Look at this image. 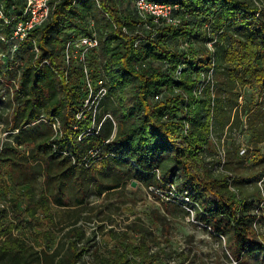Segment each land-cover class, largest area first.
Here are the masks:
<instances>
[{
    "label": "trees",
    "instance_id": "obj_1",
    "mask_svg": "<svg viewBox=\"0 0 264 264\" xmlns=\"http://www.w3.org/2000/svg\"><path fill=\"white\" fill-rule=\"evenodd\" d=\"M156 1L178 4L175 16L180 22L156 23L152 17L144 18L135 0L130 11L123 10L117 0H56L49 19L32 29L12 53L9 37L26 0H0L1 62L6 73L0 77V103L1 109L12 110L3 119L10 140L0 146V188L8 185L3 164L16 161L24 144H35V160H47L50 166L59 162L67 170L85 172L101 162L106 175L121 171L127 179H139L165 195L174 187L177 197L193 202L194 220L225 240L226 261L249 264L256 254H264V241L257 233L260 202L255 194H246L241 184L264 179V148L259 146L264 144V107L255 105L256 100L264 101V0ZM90 31L100 38L99 49L89 58L91 76L94 82L106 81L108 94L95 116L88 111L79 119L88 88L80 65L66 75L63 49L71 36ZM233 44L242 52L239 57ZM210 70L213 79L203 81L199 92L201 76L205 73L207 77ZM219 74L223 75L221 82L217 81ZM254 81L259 83L260 97L251 101L244 96L245 107L238 103L237 110L229 109L234 106L228 103L230 95L238 92L237 87L251 88ZM130 84L133 106L126 105L125 93L117 99L123 108L117 124L114 117L120 120V107L111 96ZM247 104L251 106L246 108ZM42 114L60 119V135L40 120ZM231 136L239 144L233 152L228 147ZM223 140V168L232 169V162L243 163L258 155L261 173L239 177L215 173L222 162L217 147ZM207 150L216 155L209 167ZM27 186L30 193L31 186ZM121 186L119 181L107 190ZM26 201L22 209L19 200H12L13 211L0 204V238L12 233L15 221L11 216L21 220L22 210L31 214L39 208L50 211L46 193L37 198L31 192ZM57 202L63 204L61 198ZM167 202L172 215L183 212L191 217L182 204ZM153 218L166 230L167 216ZM130 233L136 241L130 240ZM125 236L99 264H171L175 256L185 257L182 264L196 262L188 259L184 249H155L154 232L143 223L129 225ZM68 238L66 252L57 250L45 263L91 264L83 259L91 245L82 243V231L71 229ZM32 251L23 240L5 239L0 245V264H44L34 262L36 252Z\"/></svg>",
    "mask_w": 264,
    "mask_h": 264
},
{
    "label": "rangeland",
    "instance_id": "obj_2",
    "mask_svg": "<svg viewBox=\"0 0 264 264\" xmlns=\"http://www.w3.org/2000/svg\"><path fill=\"white\" fill-rule=\"evenodd\" d=\"M117 1L123 10H133V0ZM232 49L233 52L237 51L238 57L241 55L242 52L237 45L233 44ZM3 51L0 42V77L6 74H3L5 67L1 62ZM23 57H26V54ZM237 63L238 61L235 65ZM218 76L217 81L221 82L223 75L219 74ZM249 86L237 87L238 92L231 94L230 98L227 97L230 100L228 103L234 105L229 109L237 110L238 103L245 107L246 99L252 101L260 97L259 83L254 81L251 83V88ZM133 89L134 87L130 84L125 87L123 92L111 96L116 107H120V120L114 117L117 124L123 118V108L117 99H120L125 93L128 97L125 101L126 105L133 106V99H131L134 95ZM243 91L244 95H242ZM221 92L223 94V90ZM239 92L242 95L240 97L238 96ZM237 97L239 98L238 102ZM257 103L264 107V101L262 103L256 100L255 105ZM2 105L0 103V114H2L0 116L2 118L0 120V146L10 140L7 138L9 132L4 127L3 119L12 113L11 108L10 110L8 108L1 109ZM250 106L251 104H247L246 108ZM257 147L259 148V146ZM34 150H36L34 143L24 144L19 147V158L16 161L12 160L3 164L7 170L8 185L0 188V204H5L13 211L11 201L19 200V207L24 209L27 206L26 199L31 192L37 198L42 193H46L49 197L50 211L46 212L39 208L34 214H31V212L22 210L24 212L21 220H17L16 216H11L15 221V226L11 234L0 238V245L5 239L23 240L36 252L32 255L36 260L34 262L42 261L46 264V258L56 253L57 250H60L62 254L66 252L64 242L69 240V231L77 228L82 231L81 241H84L82 243L86 244L87 242L91 245L83 259L91 264H99L100 259L106 257L117 243L126 239L125 231L128 232V226L137 222L143 223L153 230L155 249L158 247H166L175 251L184 249L189 256L188 259H196L195 264H237L234 260L230 263L226 261L223 254L224 239L220 241L211 235L203 224L196 222L192 216L190 217L186 213L177 212L175 216L169 213L167 200L161 198L157 193L151 192L148 186L139 179L129 180L121 171H114L106 175L101 162H97L95 167L85 172L67 170V166L62 167L59 162L50 166L47 160H35L32 157ZM259 157L256 155L255 158L243 163L232 162L230 165L232 169L227 166L223 170L214 169V172L217 174L219 172L228 173L234 177L258 174L262 171ZM214 159H216L215 153L212 155V152L207 150L205 161L208 163V167L210 166L209 162ZM117 179L122 186L107 190L109 185L119 182ZM24 183L25 185H23ZM29 184L31 186L30 193L26 190ZM241 184L246 194H255L260 202L262 218L257 225V233L264 241V179L262 182H243ZM58 198L62 199V205L57 202ZM157 215L167 216L166 230L163 231L153 218ZM129 237H131L130 240L136 241V235L133 233H130ZM183 260L185 257L175 256L171 264H182ZM249 264H264V254H256L250 259Z\"/></svg>",
    "mask_w": 264,
    "mask_h": 264
},
{
    "label": "built area",
    "instance_id": "obj_3",
    "mask_svg": "<svg viewBox=\"0 0 264 264\" xmlns=\"http://www.w3.org/2000/svg\"><path fill=\"white\" fill-rule=\"evenodd\" d=\"M56 0H26L25 8L21 14V18L15 23L13 27V32L9 37V41L12 43V53H15L19 43L26 40L32 29L44 24L50 17L53 8V2ZM135 8L140 16L152 17L153 21L156 23L168 22L177 24L180 20L175 16V11L179 9L178 4H172L156 0H135ZM7 22L9 21L6 19ZM126 31V29H125ZM100 47V38L95 31H90L89 33L81 36H71L65 43L63 49V61L65 65L66 75H70L72 69L76 65L82 67L83 75L85 76L86 86L88 88V96L85 100L84 109H82L77 117L79 119L84 118L88 111H93L94 116L97 113L99 104L102 99H104L108 94V86L106 81L99 79L94 82L91 76V69L89 66L90 55L97 51ZM209 47H213V42L209 43ZM34 50L38 54L40 52L37 44L34 46ZM213 79V70L208 72V76L203 73L201 76V86L199 92L202 91L204 82H208ZM204 81V82H203ZM214 86V84H213ZM19 87L16 84V89ZM11 94H14L13 87L10 88ZM160 95H157L158 99ZM41 121L48 123L54 132V135H60L62 133V123L58 117H48L42 114L40 117ZM19 130H15L18 132ZM187 132V128L185 130ZM85 133V132H84ZM218 145L217 149L221 153L220 157L222 162L220 164V169L223 170V165L226 162L224 156V146ZM244 152V150H242ZM263 181V179H262ZM261 181V182H262ZM151 192L157 193L161 198L167 201H172L174 203L182 204L185 209H187L192 216H194V211L192 209V201L188 197H177L175 195L174 187L167 191V195L163 191L156 189L154 187L150 188Z\"/></svg>",
    "mask_w": 264,
    "mask_h": 264
},
{
    "label": "crops",
    "instance_id": "obj_4",
    "mask_svg": "<svg viewBox=\"0 0 264 264\" xmlns=\"http://www.w3.org/2000/svg\"><path fill=\"white\" fill-rule=\"evenodd\" d=\"M253 142L255 143V140L253 139ZM238 142L236 140V138L234 136H231L228 140V147L229 149L233 152L234 150H236V148L238 149ZM259 146H263V143H259Z\"/></svg>",
    "mask_w": 264,
    "mask_h": 264
},
{
    "label": "water",
    "instance_id": "obj_5",
    "mask_svg": "<svg viewBox=\"0 0 264 264\" xmlns=\"http://www.w3.org/2000/svg\"><path fill=\"white\" fill-rule=\"evenodd\" d=\"M135 184V183H134Z\"/></svg>",
    "mask_w": 264,
    "mask_h": 264
}]
</instances>
